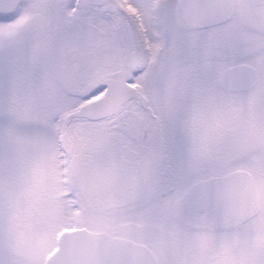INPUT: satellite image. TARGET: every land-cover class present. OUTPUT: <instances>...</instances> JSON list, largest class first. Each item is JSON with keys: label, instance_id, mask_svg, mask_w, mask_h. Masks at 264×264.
Returning a JSON list of instances; mask_svg holds the SVG:
<instances>
[{"label": "snow or ice", "instance_id": "snow-or-ice-1", "mask_svg": "<svg viewBox=\"0 0 264 264\" xmlns=\"http://www.w3.org/2000/svg\"><path fill=\"white\" fill-rule=\"evenodd\" d=\"M0 264H264V0H0Z\"/></svg>", "mask_w": 264, "mask_h": 264}]
</instances>
